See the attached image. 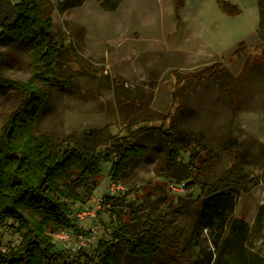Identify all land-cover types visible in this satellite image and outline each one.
<instances>
[{
	"label": "rangeland",
	"instance_id": "1",
	"mask_svg": "<svg viewBox=\"0 0 264 264\" xmlns=\"http://www.w3.org/2000/svg\"><path fill=\"white\" fill-rule=\"evenodd\" d=\"M222 2L239 11H226ZM176 4V0H119L112 9L107 0H87L79 8L62 11L50 0L47 10L53 15L55 34L72 58L58 71L71 76L73 82L66 88L40 83L49 98L37 130L49 132L56 141L69 136L85 141L90 129L105 125L121 134L127 127L138 128L145 119L148 125L168 128L171 116L185 100L178 126L198 133L212 150L187 148L182 141L181 160L188 163L192 152L197 181L206 186L223 177L234 154L240 155L253 178L250 188L240 191L234 215L249 222L250 242L264 249V25L260 2L184 0L179 10ZM242 41L246 50L236 55ZM0 49L4 52L2 72L13 79H27L33 63L30 45L5 37ZM214 64L225 69L220 81L203 74ZM116 83H121L122 98L117 95ZM20 100L15 89L0 92L1 122ZM159 114L168 117L161 119ZM146 142L149 154L133 162L121 181L112 179L110 162L103 165L87 205L94 214L78 219L79 231L72 230L67 245L54 236L57 250L70 254L79 243L78 234L94 229L96 239L83 248L92 251L100 239L111 240L114 213L125 218L137 208L166 218L172 237L169 241L175 247L191 239L208 188L204 194L200 187L194 194L171 189L170 183L190 181L186 172L167 167L158 137L149 136ZM114 183L120 188L113 191ZM127 193L128 200L118 199ZM101 197L106 201L97 211ZM112 198L115 200H109ZM215 233L209 226L202 228L201 249L212 246ZM20 240L18 234L0 227V251ZM175 247L166 248L164 255L148 264H158L160 258L176 264Z\"/></svg>",
	"mask_w": 264,
	"mask_h": 264
},
{
	"label": "trees",
	"instance_id": "2",
	"mask_svg": "<svg viewBox=\"0 0 264 264\" xmlns=\"http://www.w3.org/2000/svg\"><path fill=\"white\" fill-rule=\"evenodd\" d=\"M49 1L0 0V43L5 37L15 43H28L33 60L27 79H13L2 72L4 52L0 49V92L15 89L21 94L18 106L0 121V227L18 234L21 240L0 251V264H122L125 261L148 264L154 257L164 255L166 248L175 247L169 241L172 237L167 232L166 218L138 208L132 209L125 218L114 213L116 221L111 240L100 239L92 251L79 249L70 255L57 250L54 240L58 231H79L77 212L90 207L87 205L93 199L103 165L110 162L112 179L121 181L133 162L149 154L150 145L146 142L149 136L160 139L162 159L170 170L182 168L186 172L190 180L185 183L187 190L194 194L200 187L204 194L205 187L208 188L195 232L185 245L175 247L177 258L173 261L176 264H264V249H257L250 242L249 222L234 215L240 191H247L253 178L240 155L234 154L233 164L223 177L206 186L197 181L192 152L188 163L181 160L185 150L182 141L187 143V148L212 150L198 133L178 126L185 100L171 116L168 128L148 125L145 119L138 128L127 127L126 133L121 134L105 125L90 129L89 139L85 141L73 136L56 141L49 132L37 130L49 98L48 90L40 83L66 88L73 82L71 76H63L58 71L62 64L69 65L72 58L55 34L54 18L47 10ZM54 1L62 10L84 2ZM176 1L179 10L184 0ZM259 2L264 25V0ZM222 6L230 13L239 11L228 2H222ZM245 50L246 44L242 41L235 54L241 55ZM224 71L214 64L204 69L203 74L220 81ZM120 84L116 83L115 87L118 97L122 98ZM166 117L159 114L161 119ZM128 195L118 199L128 200ZM205 226L216 229V233L212 246L201 249L200 233ZM158 264L168 263L160 258Z\"/></svg>",
	"mask_w": 264,
	"mask_h": 264
},
{
	"label": "built area",
	"instance_id": "3",
	"mask_svg": "<svg viewBox=\"0 0 264 264\" xmlns=\"http://www.w3.org/2000/svg\"><path fill=\"white\" fill-rule=\"evenodd\" d=\"M169 187L177 192H186L187 189L185 187V183H170ZM120 188V185H117L114 183L111 187V189L117 190ZM105 204V197H101L97 199V211L102 209V207ZM89 208H85L83 210H80L77 212V217L83 218L85 215L92 213V211H88ZM96 211V212H97ZM94 214V213H92ZM74 234V231L72 230H61L54 234V236L58 237L62 241L66 242V245L68 244L67 241L71 238V236ZM79 243L72 248V252L70 255H73L74 253L78 252L79 249L85 248V246L89 245L96 239V233L95 230H91L89 233H79Z\"/></svg>",
	"mask_w": 264,
	"mask_h": 264
},
{
	"label": "crops",
	"instance_id": "4",
	"mask_svg": "<svg viewBox=\"0 0 264 264\" xmlns=\"http://www.w3.org/2000/svg\"><path fill=\"white\" fill-rule=\"evenodd\" d=\"M87 0H84V2L82 3V4H80V5H77V6H73V7H69V8H67V9H65V10H62V8H61V10L62 11H67V10H72V9H75V8H79V7H81L82 5H84L85 4V2H86ZM103 2H105L106 0H102ZM109 3H112V5L110 6L112 9H115V8H117V6L115 5L116 3H118V1L119 0H107ZM237 207V206H236Z\"/></svg>",
	"mask_w": 264,
	"mask_h": 264
}]
</instances>
